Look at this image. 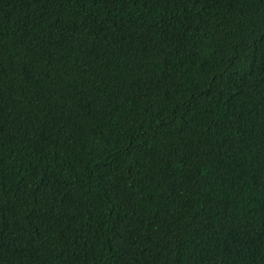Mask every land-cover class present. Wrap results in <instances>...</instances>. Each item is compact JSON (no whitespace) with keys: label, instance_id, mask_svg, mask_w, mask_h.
Here are the masks:
<instances>
[{"label":"trees","instance_id":"16d2710c","mask_svg":"<svg viewBox=\"0 0 264 264\" xmlns=\"http://www.w3.org/2000/svg\"><path fill=\"white\" fill-rule=\"evenodd\" d=\"M0 264H264V0H0Z\"/></svg>","mask_w":264,"mask_h":264}]
</instances>
